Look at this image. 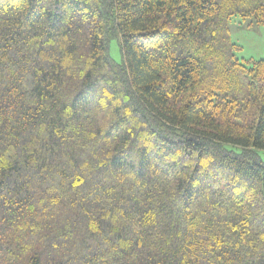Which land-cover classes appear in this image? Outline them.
<instances>
[{"label":"trees","instance_id":"1","mask_svg":"<svg viewBox=\"0 0 264 264\" xmlns=\"http://www.w3.org/2000/svg\"><path fill=\"white\" fill-rule=\"evenodd\" d=\"M234 17L264 0H0V264H264Z\"/></svg>","mask_w":264,"mask_h":264},{"label":"rangeland","instance_id":"2","mask_svg":"<svg viewBox=\"0 0 264 264\" xmlns=\"http://www.w3.org/2000/svg\"><path fill=\"white\" fill-rule=\"evenodd\" d=\"M232 40L240 49L236 56L240 60H264V25H251V20L243 21L234 17L231 25ZM111 57L118 63L122 62L119 40L114 39L110 45ZM229 150L241 152L240 148L227 145ZM264 161V150L258 151Z\"/></svg>","mask_w":264,"mask_h":264}]
</instances>
